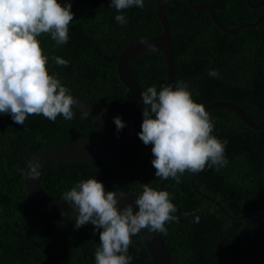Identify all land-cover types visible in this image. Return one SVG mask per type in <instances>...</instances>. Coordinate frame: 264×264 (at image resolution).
<instances>
[{
    "label": "trees",
    "instance_id": "1",
    "mask_svg": "<svg viewBox=\"0 0 264 264\" xmlns=\"http://www.w3.org/2000/svg\"><path fill=\"white\" fill-rule=\"evenodd\" d=\"M162 1V0H161ZM219 2L223 0H218ZM71 3L73 21L69 24L68 43L57 45L50 33L37 37L43 54L48 57L47 71L55 75L70 95L88 101L107 118L103 144H111L117 131L114 118L126 124L131 98L120 82L116 63L129 41H142L162 35L163 28L155 17L160 0H144V8L132 6L117 12L111 0H58ZM229 3L230 0H224ZM172 5V6H171ZM167 18L179 19V9L189 17L183 3L172 2ZM173 10V11H172ZM116 15H124L120 25ZM221 16H219L220 18ZM221 24L227 29L232 13L225 12ZM175 87L183 81L200 105L215 101L232 102L243 108L254 122L264 119V50L256 59L235 69L237 38L219 30L211 21L206 24L171 23ZM259 28V26L257 27ZM247 29L241 52L255 51L264 45V26ZM245 33V30L240 31ZM252 44V47H250ZM53 57L68 61L58 66ZM253 63V64H251ZM252 66V72L245 67ZM223 69L225 76L219 71ZM141 93L155 86L159 92L166 86V63L161 52L141 55L128 62ZM210 70L219 73L209 75ZM245 71V72H244ZM73 119L58 115L52 122L41 115H30L23 125L10 114L0 113V264H95L100 232L91 223L77 229V215L51 214L38 209L28 198L23 172L33 157L56 144L87 139L95 135L96 123L72 107ZM144 111V109H143ZM212 136L227 140V164L194 174V185L200 193L218 202L228 218L212 202L199 197L191 188L189 172L181 183L169 178L162 191L177 211L179 222H166L167 233H159L166 245L170 264H264V129L246 127L233 112L214 109ZM154 118V117H153ZM140 123L139 131L141 132ZM138 133L133 143L115 157L99 162L62 161L48 164L41 172L39 186L53 199H63L79 181L96 179L105 192H134L140 195L143 184L158 191L160 178L152 161L153 145H144ZM9 164V169L6 167ZM184 213H189L185 216ZM199 216V223H194ZM128 255L131 264H152L137 234L132 238Z\"/></svg>",
    "mask_w": 264,
    "mask_h": 264
},
{
    "label": "clouds",
    "instance_id": "2",
    "mask_svg": "<svg viewBox=\"0 0 264 264\" xmlns=\"http://www.w3.org/2000/svg\"><path fill=\"white\" fill-rule=\"evenodd\" d=\"M132 6L143 9L144 0H111L110 4L118 13ZM71 7V3L62 6L58 0H0V113L10 114L16 124L23 125L28 116L41 114L52 122L58 115L73 119L74 100L66 94L70 89L49 75L48 57L37 40L41 34L50 33L58 46L67 44L68 26L74 18ZM115 20L122 26L127 23L124 15H116ZM52 59L58 66L68 65L60 57ZM209 75L218 77L219 73L210 70ZM187 88L181 81L175 88L163 86L158 92L151 86L141 93L144 111L138 137L144 145H153L152 164L161 181L171 177L179 184L186 171L198 173L206 165L219 171L227 164V140L221 142L211 135L214 122L204 106L192 100ZM114 123L117 131L125 127L119 117ZM39 167L37 163L33 173L38 175ZM169 196L143 184L142 193L133 202L138 209L134 214L133 204L118 210L116 194L106 193L94 178L79 181L64 193L63 200L78 212L77 229L87 223L94 226V234L103 229L94 253L95 264H131L128 249L133 236L144 228L166 234V222H179ZM199 220L195 216L193 222Z\"/></svg>",
    "mask_w": 264,
    "mask_h": 264
},
{
    "label": "water",
    "instance_id": "3",
    "mask_svg": "<svg viewBox=\"0 0 264 264\" xmlns=\"http://www.w3.org/2000/svg\"><path fill=\"white\" fill-rule=\"evenodd\" d=\"M172 1L173 0H163L155 9V17L163 28L162 35L142 41H129L118 56L116 72L120 82L128 90L131 98V108L125 127L122 129L115 141L111 144L102 143V140L107 133V118L104 113L92 103L71 95L74 100L72 107L90 116L95 121L97 128L95 135L87 139L73 140L46 148L33 157L25 168L17 169V171L23 172L25 192L32 204L38 209L51 214L78 215V212L71 207L67 201H64L63 199L50 198L42 192L39 186V177L42 170L48 164L62 161L88 163L105 161L122 153L133 143L142 121L144 104L142 102L140 88L135 78L129 71V61L147 53L161 52L164 55L166 63V86L172 85L173 88H175L173 62L174 53L171 42L170 25L164 15V10L171 5ZM185 1L189 8L194 10L198 9L190 4V0ZM247 4L249 6L251 5L249 0H247ZM209 11L215 26L227 34H234L241 29L254 28L264 18V16H261L253 24L227 29L217 20L210 9ZM204 108L207 113L218 108L227 109L233 112L246 127L255 131L264 129V119L260 122H254L243 108L232 102L215 101L205 105ZM0 157L6 158L5 155H0ZM37 163L40 164V167L36 170L38 175L32 171ZM6 167L9 169L8 163H6ZM194 174L195 173L189 172V180L192 190L199 197L216 205L226 217L231 218L225 213L224 208L218 202L199 192L194 185ZM163 184L164 181L160 180L158 191H162ZM114 193L116 194V198L118 200V210H122L128 204H133L138 196L134 192L119 191ZM137 211L138 209L135 208L133 204L134 214ZM137 236L146 249L152 264H170L166 245L159 233L150 232L148 228H144L141 229Z\"/></svg>",
    "mask_w": 264,
    "mask_h": 264
},
{
    "label": "flooded vegetation",
    "instance_id": "4",
    "mask_svg": "<svg viewBox=\"0 0 264 264\" xmlns=\"http://www.w3.org/2000/svg\"><path fill=\"white\" fill-rule=\"evenodd\" d=\"M162 1L160 0V3ZM176 1L177 3H183L185 9L188 7L185 0H173L172 2L174 3ZM249 1L251 3L250 6L252 7H250L247 4V0H230L229 3H225L224 0L221 2H219L218 0H190V4L198 9L194 10L188 7L190 9L188 10L190 12L189 17H187V14L185 15L182 9H179L176 12H174V14H176L179 17V19L173 18V20L170 21L167 18V13L171 11L170 7L172 5L164 10V15L168 20L169 24L187 23V24L197 25V24H206L210 21L214 24L209 9L213 12L214 16L217 18V20L220 23L222 19L226 18L225 12L228 11L233 15V19L229 21V24H235L237 27H241L248 24H253L258 18L264 16V0H249ZM219 16L221 17L219 18ZM258 26L259 28H257ZM262 26H264V18L254 28H257V31H259L261 30ZM247 29L248 28L239 30V33L236 35L237 49L234 58V64L236 70H240L241 66H243L244 68V66L249 62L250 59H252L253 61L254 59H256L257 54L264 50V45H260L258 49H256L255 51L249 49L247 53L241 52L243 49V45H245V43H243V40L246 41L248 38L247 36L249 32H247ZM243 30H245V33H240V31ZM257 37L264 38V35L260 34V36ZM250 47H252V44H250ZM252 66L250 65L249 67H245V71L247 70L248 72H252V70L254 69L252 68ZM218 69L220 73H222V75L225 76L223 69H221V67H219Z\"/></svg>",
    "mask_w": 264,
    "mask_h": 264
}]
</instances>
